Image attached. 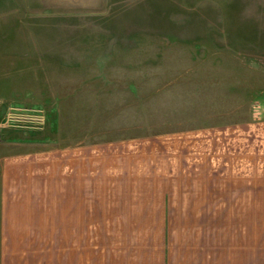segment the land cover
Masks as SVG:
<instances>
[{"label": "rangeland", "instance_id": "obj_1", "mask_svg": "<svg viewBox=\"0 0 264 264\" xmlns=\"http://www.w3.org/2000/svg\"><path fill=\"white\" fill-rule=\"evenodd\" d=\"M0 97V143L263 118L264 0H0Z\"/></svg>", "mask_w": 264, "mask_h": 264}, {"label": "crops", "instance_id": "obj_2", "mask_svg": "<svg viewBox=\"0 0 264 264\" xmlns=\"http://www.w3.org/2000/svg\"><path fill=\"white\" fill-rule=\"evenodd\" d=\"M258 203L264 117L113 139L7 140L0 264H264Z\"/></svg>", "mask_w": 264, "mask_h": 264}]
</instances>
